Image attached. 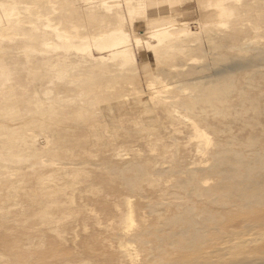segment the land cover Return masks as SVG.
<instances>
[{
    "label": "bare ground",
    "instance_id": "1",
    "mask_svg": "<svg viewBox=\"0 0 264 264\" xmlns=\"http://www.w3.org/2000/svg\"><path fill=\"white\" fill-rule=\"evenodd\" d=\"M84 1L115 13L118 26L106 15L91 31L71 19L55 23L60 8L54 0L49 13L40 2L0 0V38L19 42L30 74L36 64L29 57L48 49L64 50L77 63L122 59L124 65L142 46L157 62L176 50L186 53L168 68L172 78L175 70L185 77L165 82L152 73L145 88L140 84L116 98L123 107L117 114L108 105L87 122L77 110L75 123L64 132L33 130V142L25 147L29 152L41 149L40 137L45 148L73 154L41 156L60 177L49 170L46 180L25 178L20 192H7L8 200L21 193L24 205L13 218L10 203H0V239L7 241L0 264H116L120 258L137 264L139 257L142 264H264V0H188L184 18L169 16L178 4L169 0ZM24 3L30 14L47 21L58 42L38 23L25 31ZM125 16L155 17L145 20L142 37L124 27ZM56 58L45 64L60 80L66 58ZM145 66L151 73L150 62ZM11 74L0 64V90L13 91ZM43 93L45 102L57 103L52 88ZM69 99L87 108L88 96ZM129 104L138 106L132 114ZM85 125L101 126V134H82ZM75 184L81 186L73 205ZM119 184L127 194L111 191ZM149 190L159 192L157 199ZM32 215L40 221L36 228L29 227ZM104 215H113L115 227L86 226L76 233L83 237L76 244L64 233L73 219L101 222ZM99 230L112 234L102 239Z\"/></svg>",
    "mask_w": 264,
    "mask_h": 264
},
{
    "label": "rangeland",
    "instance_id": "2",
    "mask_svg": "<svg viewBox=\"0 0 264 264\" xmlns=\"http://www.w3.org/2000/svg\"><path fill=\"white\" fill-rule=\"evenodd\" d=\"M26 1H36L43 5L44 11L49 13L51 11V5L53 3L50 0H26ZM123 0H118L122 3ZM171 3L178 4L174 5V9L169 13L171 17H186L183 12L188 4V0H169ZM56 5L60 8L58 15L52 17L54 22L61 25H65L66 21L69 19L81 23L91 31L95 25L101 24V17L106 15L111 19L112 26H118L116 22V14H106L103 9L94 7L84 0H54ZM77 2L78 6L82 8L76 9L70 3ZM28 4H22L20 12L24 15L23 18L26 22L23 24L25 31H30L32 28V23H38L42 31L49 34L52 41L57 40L56 33L44 25L46 20H38L34 14H30L26 9ZM192 8V6H190ZM188 8V12L196 13V9ZM261 8V3L258 5ZM0 12H4L0 9ZM57 17V18H56ZM152 17L147 16H136L133 20H130L125 16L123 20L124 27L129 29L130 33L133 30L141 32L142 37H146L144 33L147 30L146 21ZM109 19V20H110ZM146 20V21H145ZM30 21V22H28ZM63 21V23H62ZM107 23V22H105ZM107 24H110L107 23ZM94 25V26H93ZM195 26V24H192ZM193 28V26H192ZM194 29V28H193ZM133 35V34H132ZM188 36H184L179 42L184 43ZM150 41L155 42L154 39ZM19 42H11L8 39L0 38V45H2V53L0 55V64L7 65L11 74V81L15 85L10 91L9 88L0 90V203H10V211H13L15 215L18 216V210L23 208L22 194L18 193L19 196H14L12 199L7 192L12 189H16L20 192L24 188L25 178H30L31 180L37 178L47 179L48 172L51 170L53 176L60 177V174H56L58 169L51 167L49 163L45 161L41 162V156H49L50 158H63L71 152H67L63 149L52 150L45 148V144L40 139L37 138L36 145L41 149L37 152H29L25 149L27 145L33 142V130L34 129H47V130H58L64 132L63 128H68L72 126L76 120V111L82 110L83 114H86V121L92 119V115L95 112L99 113L102 108L113 105L116 107V114L118 113L119 106L116 98L125 92L127 89H132L138 87L140 84L145 88L146 79L152 73L164 77L165 82L174 81L177 79L183 80V71H174V78H172L171 73H169V65L171 63H181L186 53L179 52L176 50L170 54V58H162L160 62L156 61L155 56L151 52H145L143 47L140 46L137 49L139 54H136V58L133 62H124L122 59L118 60L117 63L110 62L106 60L104 63L91 64L87 62L77 63L76 59L72 57L69 58L64 50H50L49 52H44V54H37L30 56L29 58L35 61V67L33 72L30 74V64L28 58L19 52L18 47ZM41 46V45H40ZM184 51L186 50L183 46ZM56 54H63L66 58V71L62 72L60 80L56 76L55 70L50 71L49 67L46 66V60L56 61ZM147 61L150 62L152 66V71L146 72L144 68L147 65ZM151 68V67H150ZM154 71V72H153ZM51 80V83L48 81ZM145 82V83H144ZM52 88V93L54 96V102L44 101L42 98L44 96V89ZM78 94H83L88 96L86 102L87 108L84 110L80 108L81 106L77 103L72 102L69 98H75ZM144 97L147 96L143 94ZM39 102L41 108H36V103ZM134 105H127V112L131 113L136 109ZM123 108V107H122ZM30 110V112H28ZM112 111V114L115 113ZM99 129L102 130L101 126H84L80 129L82 134L98 133L101 134ZM72 143H59L61 147L70 146ZM90 152H78V155H87ZM95 153V152H93ZM99 154H111V152H99ZM27 159V160H26ZM14 161V162H13ZM58 168V166H57ZM39 175L37 172H41ZM31 174L27 176L26 174ZM169 183L166 182L167 186ZM29 186L28 184H25ZM81 184H75L73 190H70V194L74 196L72 201L73 205L78 203V197L76 193ZM112 192L117 191L118 194H127L123 192V187L119 184L116 189L112 188ZM149 194L157 199L159 194L158 191L149 190ZM7 196L8 198H6ZM41 209L40 207L34 210ZM65 219L71 220L70 216H64ZM113 215H104V220L97 222L90 218L78 217L76 220L73 219V223L66 226V231L64 232L67 237H69L71 243H81L83 237L76 235L77 232H81L86 226L93 227L96 226L99 229L102 227H115V225H110L111 220H113ZM102 218V219H103ZM40 225V221L37 220L36 215L30 216L29 227L36 228ZM105 233V230H99L96 234L102 239H107L112 232ZM81 234V233H80ZM7 244L4 238L0 239V249H2ZM143 257L137 260V264H142ZM83 264H88L90 262L83 260ZM116 264H131L128 260L120 258Z\"/></svg>",
    "mask_w": 264,
    "mask_h": 264
}]
</instances>
